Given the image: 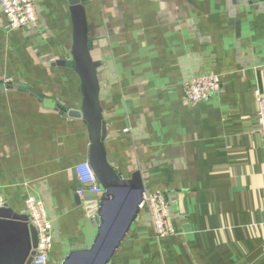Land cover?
<instances>
[{
	"label": "crops",
	"instance_id": "0c3cea01",
	"mask_svg": "<svg viewBox=\"0 0 264 264\" xmlns=\"http://www.w3.org/2000/svg\"><path fill=\"white\" fill-rule=\"evenodd\" d=\"M37 20L9 31L0 10V197L24 214L41 200L53 242L46 264L89 251L75 166L89 140L80 80L68 66L66 0H34ZM90 56L111 167L162 191L175 234L155 238L140 210L109 264H264V150L255 89L264 91V0H85ZM202 75L220 90L195 106L183 84ZM71 264H96L91 256Z\"/></svg>",
	"mask_w": 264,
	"mask_h": 264
},
{
	"label": "water",
	"instance_id": "95a60500",
	"mask_svg": "<svg viewBox=\"0 0 264 264\" xmlns=\"http://www.w3.org/2000/svg\"><path fill=\"white\" fill-rule=\"evenodd\" d=\"M73 25L71 61L68 66L80 80L82 96L79 110H64L86 126L89 150L87 163L103 193L85 199L86 216L97 228L92 248L69 255L62 264H71L76 257L91 256L96 264H109L132 224L140 214L144 186L139 172L123 179L107 161L106 127L99 103L97 69L99 63L90 56L87 38L85 0H66ZM37 248V233L24 214H16L4 203L0 208V264H31Z\"/></svg>",
	"mask_w": 264,
	"mask_h": 264
},
{
	"label": "built area",
	"instance_id": "2783aa9c",
	"mask_svg": "<svg viewBox=\"0 0 264 264\" xmlns=\"http://www.w3.org/2000/svg\"><path fill=\"white\" fill-rule=\"evenodd\" d=\"M0 10L6 19V29L9 31L28 27L37 20L34 0H0ZM219 90V76H198L183 84V102L186 106H195L213 97ZM254 100L256 119L259 126L258 133L264 150V91L255 89ZM74 172L80 185L76 191L77 196L80 198L85 195L99 197L103 193L87 161L75 166ZM3 205L4 200L0 197V208ZM139 209L147 210L157 240L175 234L169 220L167 199L162 191L151 194L144 193ZM24 215L28 218V224L37 233V248L31 264H46L52 248L53 234L51 222L48 219L43 202L34 197L26 198Z\"/></svg>",
	"mask_w": 264,
	"mask_h": 264
}]
</instances>
